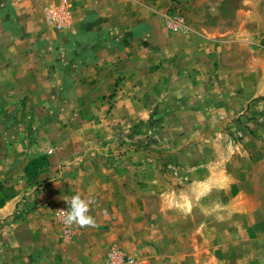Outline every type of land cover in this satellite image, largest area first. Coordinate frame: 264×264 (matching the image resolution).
Wrapping results in <instances>:
<instances>
[{
  "label": "rangeland",
  "instance_id": "rangeland-1",
  "mask_svg": "<svg viewBox=\"0 0 264 264\" xmlns=\"http://www.w3.org/2000/svg\"><path fill=\"white\" fill-rule=\"evenodd\" d=\"M163 6L171 37L76 94L65 21L0 27V264H264V0ZM77 194L94 227L57 219Z\"/></svg>",
  "mask_w": 264,
  "mask_h": 264
},
{
  "label": "crops",
  "instance_id": "crops-1",
  "mask_svg": "<svg viewBox=\"0 0 264 264\" xmlns=\"http://www.w3.org/2000/svg\"><path fill=\"white\" fill-rule=\"evenodd\" d=\"M2 1L1 30L18 35L24 42L55 37L48 16L65 21L67 29L55 39L67 52L62 62L75 81L74 94L89 86L86 79L114 58L135 55L137 48L153 49L156 42L164 43L171 37L161 13L164 0Z\"/></svg>",
  "mask_w": 264,
  "mask_h": 264
},
{
  "label": "clouds",
  "instance_id": "clouds-1",
  "mask_svg": "<svg viewBox=\"0 0 264 264\" xmlns=\"http://www.w3.org/2000/svg\"><path fill=\"white\" fill-rule=\"evenodd\" d=\"M65 201L69 205L68 210L65 211L60 209L55 212L57 219L61 221L65 227L75 226L77 228H87L95 226L96 221L94 217L89 215L90 204L93 203V201L84 199L79 194Z\"/></svg>",
  "mask_w": 264,
  "mask_h": 264
},
{
  "label": "built area",
  "instance_id": "built-area-1",
  "mask_svg": "<svg viewBox=\"0 0 264 264\" xmlns=\"http://www.w3.org/2000/svg\"><path fill=\"white\" fill-rule=\"evenodd\" d=\"M108 264H125V257L119 251H112L108 256Z\"/></svg>",
  "mask_w": 264,
  "mask_h": 264
}]
</instances>
